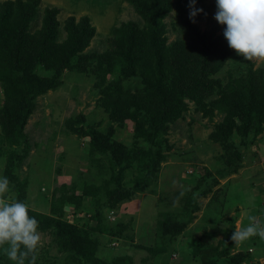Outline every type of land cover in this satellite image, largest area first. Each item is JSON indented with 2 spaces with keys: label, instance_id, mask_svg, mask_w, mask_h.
Returning a JSON list of instances; mask_svg holds the SVG:
<instances>
[{
  "label": "rangeland",
  "instance_id": "1",
  "mask_svg": "<svg viewBox=\"0 0 264 264\" xmlns=\"http://www.w3.org/2000/svg\"><path fill=\"white\" fill-rule=\"evenodd\" d=\"M171 2L172 9L162 18L169 41L183 33L180 27L188 22L187 18L200 31L215 28L216 35H223L225 25L214 19L215 0L197 1L196 7L204 11L197 13L195 22L189 18L188 0ZM46 6L59 8L60 23L70 16L78 19L87 15L96 33L86 49L95 52L108 48L111 30L121 22L144 23L125 0H41L40 10ZM37 25L33 22L32 28ZM251 61L254 70L264 68V60ZM225 64V69L238 76L246 60L234 51ZM38 70L44 73L43 69ZM7 81L3 83L5 86ZM4 85L0 82V108L5 101ZM93 85L92 77L64 71L58 86L34 97L33 110L22 129L26 138L21 144L9 142L0 123V175L16 177L19 183L14 191H11L13 185L10 186L12 194L7 193V197L21 199L31 210L53 217L58 224L56 228L39 232L37 251L41 256L55 264L68 261L67 252L61 251L55 242L54 232L65 229L67 224L83 233L89 231L84 234L97 240L96 254L103 259L125 253L132 256L133 264H201L193 255L195 243L205 247L218 243L224 246L225 236L232 237L234 231L247 226L250 216L264 220L263 206L256 212V206L264 202V129L254 137L248 135L246 143H241L239 166L235 172H227L224 162L228 154L210 137L214 123L223 117L224 104H215L209 119L195 112L193 101L187 100L189 108L185 117L169 123L158 137L170 145L169 150H161L163 160L147 158L141 153L143 149H139L147 147V143L140 135L136 136L134 121L127 119L121 124L112 121ZM70 118L80 119L76 125L78 131L68 126ZM93 130L113 131L112 140L131 148L128 158L121 156L115 160L107 149H96L95 154H90L88 132ZM239 139L234 133L236 144ZM18 152L24 156L19 158ZM89 158L94 159L90 165ZM156 159L159 160L156 178L148 183L145 173ZM202 178L218 182L203 197L199 196L204 188ZM116 187L132 188L134 193L110 206L107 199ZM71 191L86 197L79 208L61 202ZM60 209L62 216L57 212ZM177 220L186 222L184 229L174 237L165 235L166 223ZM98 223L102 224L104 233L97 228ZM232 241V252L250 253L244 264H264V239L254 236L244 242ZM216 264L223 262L218 260Z\"/></svg>",
  "mask_w": 264,
  "mask_h": 264
},
{
  "label": "trees",
  "instance_id": "2",
  "mask_svg": "<svg viewBox=\"0 0 264 264\" xmlns=\"http://www.w3.org/2000/svg\"><path fill=\"white\" fill-rule=\"evenodd\" d=\"M125 1L133 6L144 23L126 21L112 28L108 38L110 45L103 52L86 49L96 33V27L87 15L78 19L70 16L60 23L57 19L59 8L46 6L41 11V0L0 2V82L4 85L8 80V85L3 88L5 101L0 108V123L6 138L16 144L25 141L22 129L33 110L34 97L58 86L64 71H74L94 79L93 87L112 121L120 124L127 119L134 121L136 136L140 135L147 143V147H139L147 158L163 160L165 156L161 150H169L170 145L162 143L158 137L169 123L185 117L189 108L187 100L193 101L195 112L209 119L212 118V107L218 102L224 104L223 117L214 123L210 137L228 154L229 158L224 162L226 171L235 172L242 158L241 143H246L248 135L254 137L264 129V68L254 70L253 62L246 60L245 65L240 64L243 69L240 75L228 71L224 66L235 50L228 46L226 38L222 34L216 35L215 28L200 31L188 18L187 23L183 22L182 14L179 18L181 24L183 22L180 27L183 33L169 41L162 18L172 9L171 0ZM33 22L38 24L37 27L32 28ZM11 79L16 81L11 82ZM79 120L70 118L68 126L78 131ZM112 132H88L90 154H95L96 149H107L115 160L121 156L128 158L127 152L131 148L126 143L112 140ZM234 133L240 136L237 144L233 140ZM17 156L20 158L24 154L18 152ZM93 162V158L88 159V165ZM158 163L156 159L153 167L146 171L148 183L156 178ZM6 177L10 186L13 185L11 191L19 188L16 177ZM203 184L201 197L218 182L211 183L202 178ZM132 193V188L116 187L110 192L108 203L115 206ZM85 199L84 194L71 191L61 202L79 208ZM57 212L62 216L61 209ZM29 215L38 220L39 232L44 233L58 225L53 217L43 216L30 208ZM166 224L163 233L169 237L176 236L186 226L185 221L178 220ZM64 225L63 231L54 232L56 244L61 251L67 252L65 264H133L132 256L125 253L111 259L99 257L97 240L84 234L89 231L83 233L73 225ZM100 227L102 224L98 223L97 228L104 233L105 229ZM222 243L224 246L218 243L206 247L195 243L193 255L201 264H216L218 260L223 264H244L249 259L248 251H231V236H225ZM32 255H35L34 264H55L37 250L34 254L29 253L25 264H30ZM0 264L16 262L0 250Z\"/></svg>",
  "mask_w": 264,
  "mask_h": 264
},
{
  "label": "clouds",
  "instance_id": "3",
  "mask_svg": "<svg viewBox=\"0 0 264 264\" xmlns=\"http://www.w3.org/2000/svg\"><path fill=\"white\" fill-rule=\"evenodd\" d=\"M196 4L197 0H188L190 19L204 11ZM215 6L214 19L225 25L223 36L228 46L245 60H264V0H215ZM9 191L8 178L0 175V250L16 264H25V258L40 244L39 222L29 215L25 202L7 197ZM249 220L247 226L232 233V240L244 242L254 236L264 239V220L252 216ZM34 261L32 255L30 264Z\"/></svg>",
  "mask_w": 264,
  "mask_h": 264
},
{
  "label": "crops",
  "instance_id": "4",
  "mask_svg": "<svg viewBox=\"0 0 264 264\" xmlns=\"http://www.w3.org/2000/svg\"><path fill=\"white\" fill-rule=\"evenodd\" d=\"M247 168H248V167H247ZM247 168H245V169H247ZM253 173H254V171H253ZM238 175H241V172H239ZM263 186H264V184H263ZM261 203H262V204L259 203V204H260L259 206H256V212H257V211H260V210L262 209V208H261L262 206H263V208H264V204H263L264 202H261ZM239 214H240V213H239ZM243 221H244V220H243ZM244 222H245V221H244Z\"/></svg>",
  "mask_w": 264,
  "mask_h": 264
}]
</instances>
